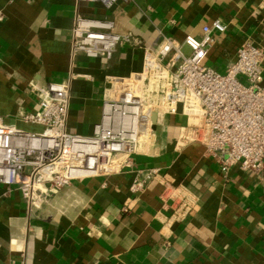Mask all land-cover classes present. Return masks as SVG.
Masks as SVG:
<instances>
[{"label": "crops", "instance_id": "obj_1", "mask_svg": "<svg viewBox=\"0 0 264 264\" xmlns=\"http://www.w3.org/2000/svg\"><path fill=\"white\" fill-rule=\"evenodd\" d=\"M78 14L114 22L113 32L131 41L111 60L73 56ZM0 16V118L28 133L45 130L23 119L37 112L39 90L66 83L68 130L92 136L110 78L141 71L145 48L203 38L213 21L227 30L212 32L207 67L225 74L248 42L264 50V0H118L110 10L77 0H0ZM188 123L182 112L162 116L155 145L132 166L74 180L32 212L18 186L0 184V264H264V170L234 166L225 174L203 146L180 147ZM155 168L197 198L184 221L171 218L161 178L131 191L135 170Z\"/></svg>", "mask_w": 264, "mask_h": 264}, {"label": "built area", "instance_id": "obj_2", "mask_svg": "<svg viewBox=\"0 0 264 264\" xmlns=\"http://www.w3.org/2000/svg\"><path fill=\"white\" fill-rule=\"evenodd\" d=\"M110 10L118 0H77ZM3 18L0 16V21ZM114 22L78 14L73 29L72 55L111 60L130 36L113 32ZM227 27L216 20L203 28V38L187 36L182 43L165 40L155 50L144 49L143 67L108 82L102 117L92 136L68 130L70 87L50 83L38 92V110L27 123L45 128L28 133L0 118V184L18 186L29 212L40 209L42 198L72 181L110 176L133 165V157L157 140L155 127L165 115L185 114L179 146L199 144L225 174L264 170V50L248 42L225 74L205 65L215 42L213 31ZM190 54L186 55L182 47ZM241 77L245 78L242 80ZM131 186L139 193L161 178L163 201L171 202V218L184 221L198 206L184 186L166 180L159 169L135 170Z\"/></svg>", "mask_w": 264, "mask_h": 264}]
</instances>
